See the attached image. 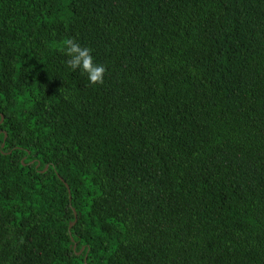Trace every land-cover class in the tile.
Here are the masks:
<instances>
[{
	"label": "trees",
	"instance_id": "trees-1",
	"mask_svg": "<svg viewBox=\"0 0 264 264\" xmlns=\"http://www.w3.org/2000/svg\"><path fill=\"white\" fill-rule=\"evenodd\" d=\"M0 264H264V0H0Z\"/></svg>",
	"mask_w": 264,
	"mask_h": 264
},
{
	"label": "clouds",
	"instance_id": "clouds-1",
	"mask_svg": "<svg viewBox=\"0 0 264 264\" xmlns=\"http://www.w3.org/2000/svg\"><path fill=\"white\" fill-rule=\"evenodd\" d=\"M60 47L63 50V55L67 58L65 65L68 69L78 70L86 74L91 84H102L104 82L108 68L96 60L91 47L82 45L72 37L65 38Z\"/></svg>",
	"mask_w": 264,
	"mask_h": 264
}]
</instances>
